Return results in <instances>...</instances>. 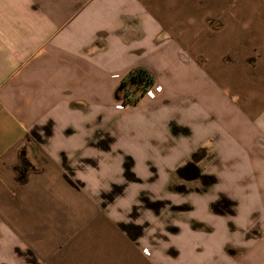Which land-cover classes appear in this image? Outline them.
<instances>
[{
    "label": "crops",
    "instance_id": "obj_1",
    "mask_svg": "<svg viewBox=\"0 0 264 264\" xmlns=\"http://www.w3.org/2000/svg\"><path fill=\"white\" fill-rule=\"evenodd\" d=\"M0 264H264V0H0Z\"/></svg>",
    "mask_w": 264,
    "mask_h": 264
},
{
    "label": "rangeland",
    "instance_id": "obj_2",
    "mask_svg": "<svg viewBox=\"0 0 264 264\" xmlns=\"http://www.w3.org/2000/svg\"><path fill=\"white\" fill-rule=\"evenodd\" d=\"M124 168H125V173L124 174H125L126 178L128 180L131 179V181L132 180L136 181L137 179L130 172L131 168H132V161L130 159H128V158L124 159ZM116 190L118 191V189H116ZM111 200H112V198H111ZM96 208L98 210L100 208V210L103 211L104 206L103 205H97ZM137 208H138V211H137ZM139 208L140 207L137 206V205L132 206L131 207V211L129 213H127L126 216H125L126 219H127V220H125V222L129 223L128 225H125V227L128 228V229H131L133 231V233H132L133 235L138 234L140 230H141L140 232H142V229H143V232L145 233V230H147L150 227V222H148L147 220H146L147 222H144L142 220V222L138 223V218L141 216V211L139 210ZM166 208H167V212L169 211L171 213V210L175 209L176 206H173V205L170 206L169 205ZM100 210H99V214L102 213ZM101 219H102V217H101ZM111 226L116 227L115 225H113V223L111 224ZM192 226H195V225L192 224ZM158 228H159L158 233H157L158 239H166L165 236H163L164 238L161 237L162 234H163V231L169 230V231H172V232H176L178 230V228L176 226H173L170 223L169 224L168 223L167 224L163 223L162 226L158 227ZM155 235H156V233H155Z\"/></svg>",
    "mask_w": 264,
    "mask_h": 264
},
{
    "label": "trees",
    "instance_id": "obj_3",
    "mask_svg": "<svg viewBox=\"0 0 264 264\" xmlns=\"http://www.w3.org/2000/svg\"><path fill=\"white\" fill-rule=\"evenodd\" d=\"M152 83L153 80L145 68H133L121 79L120 85L117 89V96L125 101H130L132 104H135L144 88Z\"/></svg>",
    "mask_w": 264,
    "mask_h": 264
},
{
    "label": "built area",
    "instance_id": "obj_4",
    "mask_svg": "<svg viewBox=\"0 0 264 264\" xmlns=\"http://www.w3.org/2000/svg\"><path fill=\"white\" fill-rule=\"evenodd\" d=\"M127 75V74H126ZM125 75V76H126ZM124 77V76H123ZM122 77V78H123ZM142 91V90H141ZM160 93V87L159 86H157L156 84H154V83H152V84H150L149 86H147V87H145L144 88V90H143V92H142V94L140 95V97L141 96H147V97H149V98H154L157 94H159ZM139 97V98H140ZM123 100V106L124 107H126V106H129V105H131L132 103L130 102V101H125L124 99H122ZM143 253H145L146 254V252L144 251Z\"/></svg>",
    "mask_w": 264,
    "mask_h": 264
},
{
    "label": "water",
    "instance_id": "obj_5",
    "mask_svg": "<svg viewBox=\"0 0 264 264\" xmlns=\"http://www.w3.org/2000/svg\"><path fill=\"white\" fill-rule=\"evenodd\" d=\"M181 174L187 179L192 180L198 176V168L193 164L186 165L181 169Z\"/></svg>",
    "mask_w": 264,
    "mask_h": 264
}]
</instances>
